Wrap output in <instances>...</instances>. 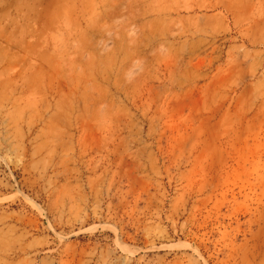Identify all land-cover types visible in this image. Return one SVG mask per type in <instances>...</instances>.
Here are the masks:
<instances>
[{
	"label": "rangeland",
	"instance_id": "rangeland-1",
	"mask_svg": "<svg viewBox=\"0 0 264 264\" xmlns=\"http://www.w3.org/2000/svg\"><path fill=\"white\" fill-rule=\"evenodd\" d=\"M0 264H264V0H0Z\"/></svg>",
	"mask_w": 264,
	"mask_h": 264
}]
</instances>
